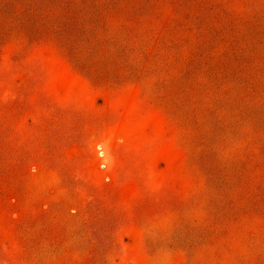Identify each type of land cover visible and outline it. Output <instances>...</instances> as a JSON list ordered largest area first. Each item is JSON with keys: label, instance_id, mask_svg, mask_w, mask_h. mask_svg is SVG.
<instances>
[{"label": "rangeland", "instance_id": "rangeland-1", "mask_svg": "<svg viewBox=\"0 0 264 264\" xmlns=\"http://www.w3.org/2000/svg\"><path fill=\"white\" fill-rule=\"evenodd\" d=\"M0 264H264V0H0Z\"/></svg>", "mask_w": 264, "mask_h": 264}, {"label": "built area", "instance_id": "built-area-1", "mask_svg": "<svg viewBox=\"0 0 264 264\" xmlns=\"http://www.w3.org/2000/svg\"><path fill=\"white\" fill-rule=\"evenodd\" d=\"M99 155H100V157L103 158V162L101 163L102 167L107 166V163L105 162L106 152H105V149L102 146L99 147Z\"/></svg>", "mask_w": 264, "mask_h": 264}]
</instances>
